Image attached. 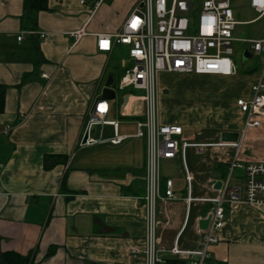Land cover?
Here are the masks:
<instances>
[{
    "label": "crops",
    "instance_id": "1",
    "mask_svg": "<svg viewBox=\"0 0 264 264\" xmlns=\"http://www.w3.org/2000/svg\"><path fill=\"white\" fill-rule=\"evenodd\" d=\"M96 1L49 0V8L39 13L38 30L29 33L21 25L24 0H0V83L7 86L0 113V249L31 252L33 264H145L143 255L131 252L144 246L146 235V142L133 136L136 109L123 117V98L118 106L117 94L108 99L107 119L119 120V133L129 136L112 143L113 126L95 125L94 141L83 143L92 102L103 97L110 75L118 79L126 57L124 46L99 51L97 34L119 29L138 0H103L95 6ZM80 30L86 34L77 39L73 33ZM254 75L164 72L161 119L181 124L188 141H220L223 131L243 128L245 114L236 100L249 95ZM196 91L204 96L196 97ZM209 130L217 140L200 139L209 138ZM108 147L113 152L106 156ZM191 151L207 154L198 167L190 165ZM235 153L232 147L187 150L194 195L217 194L215 184L227 175ZM239 157L244 163L264 161V117L260 127L246 132ZM161 169L163 183L173 179L179 197L159 202L160 245L170 248L185 223L187 182L180 157L163 160ZM179 173L184 186L176 182ZM209 207L193 204L181 247L199 245V221ZM225 216L208 264H264V206L227 205Z\"/></svg>",
    "mask_w": 264,
    "mask_h": 264
},
{
    "label": "built area",
    "instance_id": "2",
    "mask_svg": "<svg viewBox=\"0 0 264 264\" xmlns=\"http://www.w3.org/2000/svg\"><path fill=\"white\" fill-rule=\"evenodd\" d=\"M103 0H97L98 6ZM233 0H138L123 25L110 33L97 34L99 51H112L115 46L125 47L124 68L116 80L115 92H123L121 116L135 110L136 131L133 136L146 142V191L143 196L146 209V235L142 247H133L132 253L145 257V264H208L211 249L219 241L218 230L224 225L227 205L245 203L255 207L264 206V161L244 163L240 152L244 147L246 132L258 128L264 117V38H240L235 35L238 25L248 24L264 17V0H248L257 16L240 21L235 17ZM32 33V31H28ZM84 30L73 33L80 39ZM44 34L41 33V36ZM22 34L17 39L22 40ZM244 42L251 57H258L259 68L249 83V95L237 98L236 105L245 114L244 126L236 141L192 142L184 137V127L166 123L161 119L160 75L216 74L231 77L238 73V63L233 57L234 43ZM50 78V74H43ZM132 90L142 91L137 94ZM137 107L135 108V104ZM110 102L95 97L89 110L86 129L93 142L91 130L95 125H112V143H119L129 134L119 133V120H108ZM11 130L10 125L4 132ZM190 147L202 152L207 147H232L236 149L229 162L227 175L216 195L196 196L193 193L194 173L187 161ZM180 157L187 182L184 196L186 202L185 223L170 248L160 245L159 202L178 199L173 179L163 183L162 161ZM237 169L242 172L237 173ZM196 202L207 203L210 222L206 229L198 228L199 245L183 248L180 239L188 223L192 206ZM176 257V258H175Z\"/></svg>",
    "mask_w": 264,
    "mask_h": 264
},
{
    "label": "rangeland",
    "instance_id": "3",
    "mask_svg": "<svg viewBox=\"0 0 264 264\" xmlns=\"http://www.w3.org/2000/svg\"><path fill=\"white\" fill-rule=\"evenodd\" d=\"M233 7L235 10V17L237 20L240 21H247V20H251L253 18H255L257 16V13L250 8V6L248 5V0H233ZM235 35L237 37L240 38H264V17L255 20L251 23L248 24H241L237 26ZM234 48H235V53H234V58L238 61V75L240 73L244 74V75H252V74H256L258 73V68H259V59L258 57L254 56L251 57L247 60V62L245 64H243V59H242V53L243 50L245 49V44L244 42H235L234 43ZM232 77V76H231ZM132 92L140 94L142 93V91H137V90H132L130 89ZM163 92H166V90H163ZM196 97H203L204 93L201 91H196L195 93ZM123 98V92L122 91H117V96L115 98V103L118 106V102H120V100ZM113 102V101H112ZM137 104H135V108L137 107ZM166 112L171 113L173 110V107H169L168 109L165 108ZM168 110V111H167ZM133 119V118H132ZM241 123L238 122L235 125V129H240L241 128ZM208 130V129H207ZM128 131H131V129H128ZM205 132H209L211 135L209 138H207V136L205 135L204 137L200 138L203 140H217L218 138L214 136V131L213 130H209V131H205ZM136 142V141H135ZM134 142V144H135ZM140 145V142H136V145ZM93 149H98V148H93ZM113 152L110 147L106 148V156L110 155L109 153ZM227 152V150H226ZM204 156V157H203ZM79 157L80 158H85V152H80L79 153ZM207 154H203L202 156L199 155H195L194 152H189V160H190V165L192 166H196L198 167L199 164H202V162L204 161L203 158H206ZM176 182L180 185V186H184V180L182 178V176L179 174H177V176H175ZM204 194V193H203Z\"/></svg>",
    "mask_w": 264,
    "mask_h": 264
},
{
    "label": "trees",
    "instance_id": "4",
    "mask_svg": "<svg viewBox=\"0 0 264 264\" xmlns=\"http://www.w3.org/2000/svg\"><path fill=\"white\" fill-rule=\"evenodd\" d=\"M48 1L49 0H24V11L21 16V25L24 30L32 31V33L38 30L39 13L49 8ZM122 70L119 71L118 76H120ZM6 89L7 86L0 83V113L5 109ZM46 165L49 166L48 159L46 161ZM226 166L228 169L229 165ZM52 250L53 247L49 250V253H52ZM177 262H179L178 259H173L169 261V264H174ZM0 264H33V255L31 252L27 254H21L13 250L3 251L0 249Z\"/></svg>",
    "mask_w": 264,
    "mask_h": 264
},
{
    "label": "water",
    "instance_id": "5",
    "mask_svg": "<svg viewBox=\"0 0 264 264\" xmlns=\"http://www.w3.org/2000/svg\"><path fill=\"white\" fill-rule=\"evenodd\" d=\"M248 57H251V52L249 50H245L243 53V60L247 59ZM115 86H116V77L114 75H110L105 87L103 89V97L105 99H112L116 96L115 92ZM89 137V129L87 128L85 130V134L83 137V143H86ZM239 138V131H223L221 133V139L224 141H236ZM222 185V181L219 180L215 184V188H220ZM210 215H208L205 218L200 219L199 221V227L201 229H206L210 222Z\"/></svg>",
    "mask_w": 264,
    "mask_h": 264
}]
</instances>
